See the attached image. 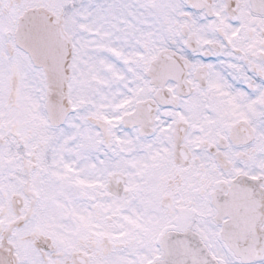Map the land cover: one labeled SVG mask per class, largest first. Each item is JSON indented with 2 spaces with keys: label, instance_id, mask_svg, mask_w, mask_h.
I'll return each mask as SVG.
<instances>
[{
  "label": "snow or ice",
  "instance_id": "6c2138e0",
  "mask_svg": "<svg viewBox=\"0 0 264 264\" xmlns=\"http://www.w3.org/2000/svg\"><path fill=\"white\" fill-rule=\"evenodd\" d=\"M0 264H264V0H0Z\"/></svg>",
  "mask_w": 264,
  "mask_h": 264
}]
</instances>
